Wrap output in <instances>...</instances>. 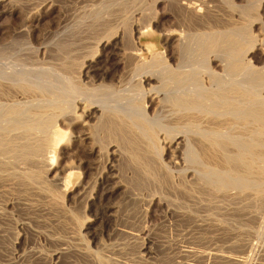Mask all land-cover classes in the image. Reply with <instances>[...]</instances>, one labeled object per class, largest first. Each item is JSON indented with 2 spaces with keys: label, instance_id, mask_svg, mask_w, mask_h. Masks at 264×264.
<instances>
[{
  "label": "rangeland",
  "instance_id": "374dc122",
  "mask_svg": "<svg viewBox=\"0 0 264 264\" xmlns=\"http://www.w3.org/2000/svg\"><path fill=\"white\" fill-rule=\"evenodd\" d=\"M189 1L0 0V64L4 65L0 70L5 74L14 70L12 76L16 75L17 79H29L33 74L30 80L41 76L42 79L36 77L34 83L43 82L48 77L47 83L54 82L59 76L68 80L72 78L79 93L85 94L83 92L92 88L90 84H98L101 79L105 84L124 82L127 77L125 71L129 67L124 55L127 50L136 49V43L147 48L143 58L154 61L157 68L180 60V43L174 38L167 41L166 33H185L188 34V37L184 34L186 38L191 36L192 40L186 39L191 42L187 46L195 61H206V64L197 62L203 69L214 68L213 61L231 47L227 36H218L223 32L230 31L244 43L248 41V48L264 45V0H200V5H195L199 7L197 12L184 8L191 4ZM240 28H244L242 32L246 36L237 34ZM136 31L139 33L136 34ZM110 35H116L115 41L101 48L99 40H105ZM211 36L215 39H209ZM253 40L256 42L253 43ZM192 43L194 48L190 45ZM257 60L260 59L257 57ZM256 62L264 61L252 59L244 62L243 67ZM11 65L16 69H9ZM17 66L20 69L23 66L24 70L18 72L20 69ZM32 67L33 70L36 67L37 74H29L33 71ZM39 67L47 73L46 78L42 70L39 72ZM228 74L233 76L235 73ZM3 81L0 82V105L33 97L31 100L35 99L34 102L41 100L55 106L52 100L60 98V95H54L58 89L50 88L54 92H45L49 98L46 94L35 97L24 93L29 96L28 99V96H21L10 87L8 81ZM42 82L41 85H46ZM86 84H89L88 88H85ZM67 89L64 88V91L68 92ZM138 90L134 88L120 97L126 103L130 97L128 94ZM50 96L56 98L51 100ZM120 97L116 100L120 101ZM70 99L62 100L66 105L60 102L56 111L61 109V112L64 108L63 111H71L68 117L82 119V111L87 104L78 105L77 102L73 106ZM111 115L105 113L104 119L88 123L91 127L99 124L94 126L96 130L88 128L89 135L94 136H89V141L82 138L84 131L79 123L71 124L62 116H55V120L51 121H54L53 125L46 129L51 135L49 131L34 133L40 135L37 137L17 132L18 136L14 137V134L0 132L3 141L0 140V264H264V148H258L264 147V140L257 142L258 149L253 153L255 158H239L240 163L235 168L230 164L227 166L222 154L238 158L236 149L230 151L231 148L227 147L228 151L223 152L196 139L194 147L198 143L195 149L201 155L195 154L199 159L195 158L197 164L199 160L202 162V170L208 164L209 168L213 167L211 170L233 172L250 182L252 180L251 183L256 180L252 185L254 192L238 193V189L234 190L235 187L230 185L226 192L218 193L213 188L211 190L205 181L198 182L197 176L195 179L184 174L183 169L186 168H192L194 172L195 165L181 163L180 168H172L170 173L165 174L157 162L159 158L153 159L156 156L149 154L147 145L134 126L117 114ZM1 118L0 123L4 119ZM242 123L241 127L249 124L247 120ZM256 129L260 130L262 126L258 125ZM94 139L103 149L102 156L94 152L98 145ZM160 144L163 154L160 162L167 165L176 155L164 149L163 142ZM47 153L54 154L51 167L41 164L50 156ZM255 159L259 162L256 163ZM243 161H250L249 166L243 167ZM160 171L164 175L159 174Z\"/></svg>",
  "mask_w": 264,
  "mask_h": 264
},
{
  "label": "bare ground",
  "instance_id": "6f19581e",
  "mask_svg": "<svg viewBox=\"0 0 264 264\" xmlns=\"http://www.w3.org/2000/svg\"><path fill=\"white\" fill-rule=\"evenodd\" d=\"M189 2H191L192 6H189V5H191L190 3H188L189 5L185 3L186 5H188V7L185 6L184 8L189 10V11L191 10V12H192V10L197 12L199 10L198 9L199 7L196 8V6L200 5V0H190ZM101 8H103V7H101ZM196 12H194V14ZM98 24H97V26H98ZM245 26H247V25L245 24ZM237 28H239V27H237ZM250 28L251 27H249V29ZM243 29L244 28L238 29L240 33L237 32V34H242V33L245 34L244 32H242ZM243 31H245V30H243ZM138 33L139 32L136 31V34H138ZM223 33L218 35V36H222V38L227 36L230 39V41L228 39V41H229L228 43H229V46H231V47L228 48L229 47L228 46L227 52L226 53L224 52L225 55L222 51V53H223L222 57L220 56V58L218 57L216 60L213 61L215 63V65L213 66L214 68H211V69L200 68L198 66V63L200 62V64H206L205 63L206 61L205 62L203 61V63H201L202 61H199V62L195 61V57H194V59L192 58V52L189 51L190 47L188 48V46H187V43H189L190 41H188V42L186 41V39L189 40L190 38H192L190 35H189L190 38H186L185 35L188 37V34H185V33H184L185 35L184 34L182 35L181 33L180 34H178V33H168L167 34L166 33L165 38L167 39V41L174 38L176 41H178V43H180L179 45L182 48L181 49L182 55H180V58H179L180 60L171 61L172 63H170V64L167 62L168 65L164 64V65L157 68L156 66H154V61H148V60L146 61V59L143 58V53L145 51H147V48L142 47V45L140 43H136L135 45L137 48L134 50H131V51L127 50L128 53H125V55H124V59L126 57V59L128 60V63H129V67L128 68L126 67L127 70L125 71V72H127L126 73L127 77L125 78V76H124L125 81L120 83L122 81V80H120V82L119 83L117 82L118 84L116 85V83L115 84H112V83L105 84L104 79H101L98 84H96V83L93 85L90 84V86H92V88L91 89L89 88V90L87 89L88 92L87 91L83 92L85 94L79 93L78 88L75 86V83H73V81L71 80L72 78L70 80H68L65 76L64 77L66 79L62 78L61 76H59V77L56 76L58 78L57 79L55 78L56 79V80H54L55 83L54 82L51 83L49 80V82L51 84L47 83L48 82L47 80L49 77L47 78V80L45 79L46 82L43 81L44 83H46V85H41L40 83L42 81L41 82L38 81L39 84L34 83V79L37 76L36 77L34 76L35 78L32 77V78H34L33 80H30V77L34 75L33 72H35L36 67L34 68V70L32 67L31 70H33V71H32V73H29V74H33V75H30L29 79L27 77H26V79H19V78L17 79L16 75H15V77L12 76V75H14L13 69H16V67H14L12 65L10 66L9 69H12L13 73L11 70L8 69L9 71H11L12 74L11 73L5 74L1 71L2 70L1 69L0 72H2V73H0V82L3 80L8 81L9 85H11L10 87H13L14 90L18 91L19 94H21V96L26 95L24 93H29V94L31 93V94H33L32 96H35V97H37L38 94L39 95L40 94L41 95H44V94L47 95L48 93L54 92V91L51 92L50 90H53L55 88V91L58 89L57 92L59 90H60V92L58 94H57V92H55V94L54 93L53 94L54 95H60V98H59V96L57 98H56V96L52 97L53 95L50 96L51 100H52V98L57 99V100L56 99L52 100L54 102L53 104H55V106H51L49 104H46L45 102L43 103L41 100H39V101L36 100V102H34L35 99L31 100L33 97H31L29 99L28 95H26V96H28L29 100H27V99H25L23 101L17 100V101H13L10 104H5V103L1 104L0 105V115H1L0 118L3 117L4 119H3V121L1 120L2 122L0 123V132L1 133L4 132L6 135H8V134L13 135L14 134V137L18 136L16 134L17 132L23 133L25 135H35L34 133L37 134L38 132L39 133L40 132L45 133V131H49V129L51 127L50 124L54 123V121L51 122L52 120H55L53 118H55V116L56 117L62 116L71 124L72 123L73 124L79 123L81 125L80 127H82L83 131H84L82 138L88 139L89 136L92 135V134L89 135L88 128H90V129L94 128L96 130L95 127L99 126V124H98V126L97 125L95 126V124H94L93 127H91L88 124L91 120L96 119L98 121V119H100V120H101V118L104 119L105 113L110 114V115L111 114H113V115L117 114L120 117H123V119L125 118L124 120H128V122L131 124V126H134V128L140 134L139 137L141 136L142 140L144 141V144L147 145V148L149 150V154H151L152 156L154 155V157L156 156V158H153V157L152 158L156 159V160H157V158H159L157 160V162L165 174L170 173L171 172L170 169H172V168L173 169L180 168L179 164L187 163L189 166L191 165L194 167V165H195V170H193L194 172H192V168L191 169H187V168L183 169V170H185L184 174H187L188 176H190L192 178L195 177V179L198 178L197 179L198 182H200L199 180L205 181V183H207L208 186H211V188H210L211 190L213 188L214 192L215 191L218 193L226 192L225 190H227L228 186L230 187V185L235 187V188L233 187L234 190L237 188L238 189L237 192L238 191L243 192V193L246 191H253L254 192L253 189H255V188H252V187L255 185L256 180H255V182H253L254 183V185H253V183H251L252 182L251 179H250L251 180V182H250L247 179L240 177L239 175L238 176L234 175L233 172L232 173H230L229 171L223 172L221 169H220L221 171H217V169L211 170L213 167H210L211 168L210 169L208 167L209 165L206 162L204 164H207L205 166H207L206 168H208V169L204 168L202 170L203 165H201L202 167L200 166V164L202 162L199 160L200 163L197 164L196 159L198 157L195 155V154L201 155L200 153H198V149L197 148L195 149V147L197 146L198 143L194 147L195 141H197L198 139H199V141L200 140L205 141L206 145H211L212 149L216 148L217 150H221L223 152L226 151L227 147L231 148L230 151L232 150V148H234L239 152V153H237V156L239 154V157L238 158L228 157L225 154H222V160L228 164L227 165L228 167L230 164L231 166H234L236 168L238 165L237 163L238 162L240 163L239 158H244L246 156V158H249L251 160L254 157L253 153L256 149L264 148V147H258L257 148V146H258L257 142H260L259 139L264 140V66H262V64H264V62L263 63L261 62L262 64L259 62H256V64H254V65L253 64H249V65L245 64L246 67H243L244 62L251 61L252 59H254L255 61H264V45L260 44V46L259 47L257 46V48H255L252 45L254 48L251 46H249V48H248V45H249V44H247L248 41H247V43H244L243 40H241V38L239 36H237L236 34L230 32V31H227L224 34ZM235 33H236V31H235ZM201 35H199V36H201ZM214 35L216 36V34H214ZM247 35H248V33H247ZM115 36L111 37V35H110L109 36L110 38L108 37L105 40H104V38L99 40L98 43H99L100 47L104 48L108 45H111L112 41L115 39ZM245 36H246V34H245ZM204 37H206V36H204ZM204 37H202V39ZM199 39H201V37ZM209 39L214 40L215 38L211 36V37H209ZM217 39L220 40V38H217ZM190 40H192V39H190ZM211 40H210V42L212 43ZM254 40L252 41L253 43L256 42ZM263 40L264 39H262V41ZM116 41H118V40H116ZM130 41H132V39ZM249 41H251V39ZM125 44H126V42H125ZM217 44H219V43H217ZM222 44H223V42H222ZM257 44H258V42H257ZM190 45L193 46V43ZM208 46H209V44H208ZM224 46H225V44H224ZM128 47L131 48V46H128ZM219 47H221V46H219ZM193 48H194V46H193ZM216 49H218V48L216 47ZM191 51H194V50H191ZM198 51L200 53V50H198ZM211 51H213V50H211ZM205 55H206V53H205ZM257 57L260 60H257ZM213 58H216V57H213ZM207 59H208V57H207ZM156 60H157V58H156ZM89 61H91V60H89ZM161 61L162 60H160V62ZM194 62L195 63L198 62V63L194 64ZM92 63L93 62H91V64ZM157 63H155V64H157ZM5 64H6V62H5ZM260 64H261V66H260ZM1 65L2 64H0V67H1ZM3 66L4 65H2V67ZM127 66H128V64H127ZM7 67H9V66H7ZM7 67H6V69H7ZM22 67H21V69L24 70V67L23 68ZM63 67H65V66H63ZM243 68H245V69H243ZM21 69L18 72H21ZM27 69H29V68H27ZM40 70H42L44 72V70L39 67V72H40ZM47 70H50V68H48ZM28 71H30V69ZM59 71H62V70H59ZM18 72H17V74L21 75V73H18ZM36 72L38 73V70ZM44 73H45L44 77L46 78L47 73L46 72H44ZM55 73H57V72H55ZM225 73H227V74H225ZM228 73H233V74L235 73V74L232 76ZM23 75H25V74H23ZM42 75H44V74L42 73ZM52 76H53V74L50 75V77H52ZM21 78H22V75H21ZM40 78H41V76L38 79L40 80ZM120 79H122V78H120ZM95 82H97V81H95ZM1 83H3V85H4L5 82L3 81ZM88 85L85 88H88ZM246 85H249L251 87L248 88V87H246ZM50 88H53V89H50ZM64 88H68L67 89L68 92H66V90L64 91ZM134 88H139V90H138L139 92L133 91L134 93L132 95L128 94L130 97H128V100H126V103H125L124 102L125 100L123 99V97L121 98L120 95L122 93L124 95L125 92L128 93L130 90L132 91V90H134ZM79 89H81V88H79ZM47 91H48V93H45ZM127 93L125 95H127ZM123 95H121V96H123ZM47 96H43V97H47ZM83 96H86V98H82ZM17 97H18V95H17ZM40 97H42V96H40ZM67 97H71L73 106H75L76 105L75 103H77V102L79 103V104L77 103L78 105L87 104L86 106H84V109L82 111V115H83L82 119L77 117V116L72 117V116H70L71 114L69 115L70 117H68V114L71 111L70 110H69L70 112L63 111L64 108L62 109L61 112H59V110H61V109H58L57 110L58 112L56 111V109L59 108L58 105L60 102H62V104L65 103V105H66V102H63V101H65V100L67 101V99L69 101L70 98H67ZM119 97L121 98L120 101H118L119 99L116 100V98H119ZM48 98H49V96H48ZM44 100H46V99H44ZM115 100H116V102H118V104L115 102ZM121 100L123 101L122 104L120 103ZM49 101H50V99H49ZM55 101H56V103H55ZM85 102H88V103H85ZM67 104H68V102H67ZM70 105L71 104H69V106ZM154 106L156 108L154 110H152L154 108ZM60 107H61V105H60ZM108 116L109 115H107L106 117H108ZM114 117H116V116H114ZM100 120H99V122H100ZM244 120H247L249 122V124L246 125L247 122L245 121L246 122L245 127H241V126H243L242 124H244V123H242V121H244ZM237 125H239V126L241 125V126L238 127ZM258 125L262 126V129H260V130L256 129ZM47 128H49V129L46 130ZM97 130H98V128H97ZM49 133L51 135L50 131H49ZM93 133H95V132H93ZM96 133H98V131ZM52 134H53V132H52ZM0 136H2V135L0 134ZM37 136H40V135L38 134ZM47 137H48V135H47ZM3 139H4V141H6L7 136H6V139L5 138H3ZM51 139L52 138H50V140ZM96 139H98V138H96ZM96 139H94V140L96 141V143H98V141ZM0 140L2 141V138H0ZM22 140H24V139H22ZM53 140H55V139H53ZM87 141H89V139ZM91 141H92V139H91ZM95 141H94V146H95ZM161 142H163L164 146L166 147L164 149H167V151L171 150L174 152L173 154L176 155L175 157L173 155V157H172L173 159L170 162H168L169 164H167V165H169V166H167L164 163L162 164L160 162V159L163 158V157H161V156H163V154H161V150H160V145H161L160 143ZM261 142H263V141H261ZM37 143H39V142H37ZM55 143H57V142H55ZM4 144H5V142H4ZM203 145L204 144H202V146ZM55 146L57 147V144ZM40 147H42V146H40ZM95 147H96V149L94 151L95 154L101 155L103 149L99 145V143ZM12 148H13V145H12ZM92 149H93V146H92ZM107 149H105V150H107ZM7 150H6V152H7ZM237 151H235V152H237ZM201 152H203V151H201ZM54 153H55V151H54ZM232 155H234V154H232ZM43 156H45V155H43ZM47 156H49V157H46L44 160L41 159V160H43L41 164H44V165L47 164L46 167H48V166L51 167V162L53 161L54 154L51 156V153H50ZM255 156H257V155H255ZM195 157H197V158H195ZM258 157L260 158V155ZM259 158L258 159L256 158V159L260 160ZM153 159H152L151 163L153 162ZM256 159H255V162H256ZM205 161H206V159H205ZM245 161H243L241 163V164H244L243 167L249 166L250 161L249 162H245ZM257 162H259V161H257ZM156 165L157 164H155V166ZM210 165H212V164L210 163ZM253 166H254V164H253ZM256 167H258V166H256ZM214 168H215V166H214ZM231 168H233V167H231ZM48 170L49 169H47V171ZM178 170H180V169H178ZM183 170L181 169L182 173H183ZM226 170H227V168H226ZM228 170H229V168H228ZM257 170H258V168H257ZM150 171H151V168H150ZM152 171H155V170L152 169ZM161 172L162 171H160L159 174L164 175ZM239 173H240V170H239ZM241 173H243V172H241ZM257 173H260V172H257ZM263 173H264V171H263ZM155 175H156V173H155ZM196 176H197V178H196ZM243 177H245V176H243ZM153 179H156V178H153ZM57 181H59V180H57ZM155 182H157V181H155ZM260 182H262V181H260ZM201 183H204V182H201ZM232 186H231V188H232ZM233 188H232V190H233ZM258 188H260V187H258ZM258 191H260V190H258ZM248 196H250V195H248ZM185 198H187V197L185 196ZM197 200L198 199H196V201ZM256 209H257V207H256ZM196 213H197V211H196Z\"/></svg>",
  "mask_w": 264,
  "mask_h": 264
}]
</instances>
